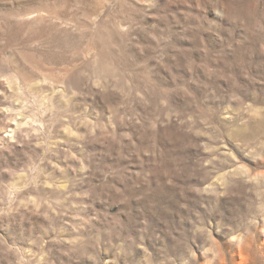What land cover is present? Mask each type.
Listing matches in <instances>:
<instances>
[{
  "label": "rangeland",
  "instance_id": "374dc122",
  "mask_svg": "<svg viewBox=\"0 0 264 264\" xmlns=\"http://www.w3.org/2000/svg\"><path fill=\"white\" fill-rule=\"evenodd\" d=\"M0 264H264V0H0Z\"/></svg>",
  "mask_w": 264,
  "mask_h": 264
}]
</instances>
